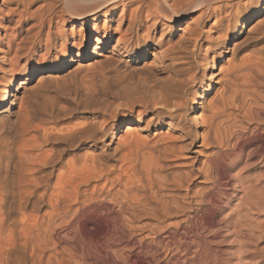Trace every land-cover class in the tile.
I'll return each instance as SVG.
<instances>
[{"label":"bare ground","instance_id":"obj_1","mask_svg":"<svg viewBox=\"0 0 264 264\" xmlns=\"http://www.w3.org/2000/svg\"><path fill=\"white\" fill-rule=\"evenodd\" d=\"M9 24L49 58L0 98V264H264V0H0ZM83 69L118 82L81 122L28 110L27 81Z\"/></svg>","mask_w":264,"mask_h":264},{"label":"rangeland","instance_id":"obj_2","mask_svg":"<svg viewBox=\"0 0 264 264\" xmlns=\"http://www.w3.org/2000/svg\"><path fill=\"white\" fill-rule=\"evenodd\" d=\"M5 27L0 26V48L2 49V50H0V68L2 66V70L5 69L3 71H0V98H1V94H2L3 90L6 88V84H8V81H7L8 79H12L14 77L23 78L26 74L28 75L29 72L33 68H35L37 66H40L43 62L47 61L48 58H49V56L47 54H45L42 50L30 49L29 52L27 54L25 53L24 55H22L21 53H18V52L16 53L15 50L17 49L16 46H18L17 45L18 43L16 42V39L14 38L15 35H13L14 34L13 33V29L11 30V28H14L13 24L6 25ZM7 46H9V48H10L9 51H7ZM4 54H5L6 58L4 57ZM90 62H91V60L88 59V60H85L83 62V64H89ZM87 70L88 69H83V70L77 72L78 74L76 73V74H73V75H71V74L70 75H65L66 77H63L62 78L63 80L61 79L62 81L60 80L57 83L58 86H56V84H55V87H53L54 83H52V84H49L50 86L49 85L47 86L48 89L46 88V85L43 86V84L42 85L39 84V83L37 84L36 80H34V79L32 81H27V83L25 85L26 86V91H24L26 93H25L24 96H26V100L28 102L27 103L28 110L30 109V110H33V111L36 112L35 109H37L39 102L41 104H43V103L47 104L50 101L53 104H55L56 106L58 105V108L61 107V105L63 104V107H61V108H64V110H65V107H68V108L70 107L69 109L67 108L66 109L67 111L65 110L64 112L68 113L69 110L73 109L72 112L68 113L71 118L69 116L67 117V115L61 116V118H60L61 120L60 119H59L60 121L58 120L59 121L58 122L59 126L62 125V124L64 125V123H65V125L68 124L70 126V124L73 125V123L74 124L78 123L79 120L81 122L83 120L82 119V115L81 114L79 115V113L81 112L80 107H82V105L80 103L81 100L82 101H83V99L84 100H87V99L90 100V98H91V100L92 99L93 100L100 99V97L101 98L103 97V93L102 92L106 89V87L111 86L113 84V83L111 84L112 80L109 81V79H112L113 77H110L109 75H106L103 72H102V74H101L102 76H101L100 75L101 71L99 72V70L98 71H93V70H88L87 71ZM85 73H86V75H85ZM98 75H100L101 77L98 76ZM90 76H91V78H90ZM102 77H104V79H102ZM84 78H87V79H84ZM105 78H107V79H105ZM99 80H101V81H99ZM114 80H115V82H114L115 84L114 85H116V81H117L116 78H113V81ZM108 81H109V83H107ZM114 85H112V86H114ZM45 100H47V101H45ZM34 102H35V104H34ZM116 103H117L116 105L118 106L119 105L118 103H120V102H116ZM30 104L32 105V107H31ZM36 104H37V107H36ZM59 104H60V106H59ZM65 104L66 105L68 104L69 106L68 105L65 106ZM75 104H78V105H75ZM34 105H35V107H34ZM70 105H72V106H70ZM122 106L123 105L118 106L117 109L115 110V112H114V116L115 117H123L126 114L124 106L123 107ZM55 108H57V107H55ZM75 108H76V110H74ZM17 109H18V107H16V110ZM33 111H31V112L35 114V112H33ZM64 114H66V113H64ZM16 120L17 119H15V121L12 123V125H9L7 127L6 126L5 127L4 126L1 127V125H0V140H2L1 138L4 136L3 137L4 138V142H1V144L5 145L4 143L7 141L6 145L7 144L8 145L5 148L8 151V153L10 155V158L12 160H14V161L18 159V156L20 154L19 151L20 152L22 151V144H20L21 143V138H20V134H19L20 133L19 126H21V124L18 123L19 119L17 120V122H16ZM75 120H77L78 122L75 121ZM17 123L20 124V125H18ZM68 125H66V126H68ZM233 131L235 132V130H233ZM15 132H17V133L19 132V133L16 134ZM14 139H16V140H14ZM256 165H257V162L253 163L252 165H250L249 168L253 169V168L257 167ZM175 172L176 171H173L174 174H172V172L168 173V172H165V171L164 172L161 171L160 173L158 171V173H154L155 178H157L156 181L158 180L156 182V184H158V186L160 188H163L165 186L171 185L172 182H174V183L180 182V180H182V176L180 175V172H178V171L176 173ZM169 194L172 195L173 193L170 192ZM180 205H181V202H180ZM177 216H176V218L174 217L171 220H168V222H165L164 224H162V228H161V225H160V229H159L158 234L159 235H163V233L165 231L163 229V226L165 227L166 224L167 225L170 224V225L173 226L175 223H178V222H181L182 220H184V216L183 215L179 214ZM144 222H147V221H142L141 224L144 223ZM169 222H173V223H169ZM60 227H61L62 230L64 229V226L61 225ZM177 229L180 231V228H177ZM145 230H142V231L137 230L136 231L137 239H141L142 238L145 242H149L150 240L152 242V240L154 239V235L148 233L147 229H145ZM222 246H221V248H222ZM262 258L264 259V256H262ZM120 260H122V258H120ZM174 263L175 262H172L171 264H174Z\"/></svg>","mask_w":264,"mask_h":264}]
</instances>
